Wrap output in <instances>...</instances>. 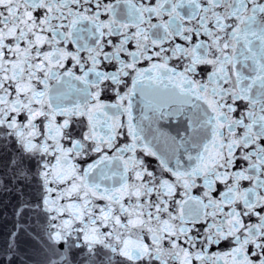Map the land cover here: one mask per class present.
Segmentation results:
<instances>
[{"label":"snow or ice","instance_id":"snow-or-ice-1","mask_svg":"<svg viewBox=\"0 0 264 264\" xmlns=\"http://www.w3.org/2000/svg\"><path fill=\"white\" fill-rule=\"evenodd\" d=\"M0 264H264V0H0Z\"/></svg>","mask_w":264,"mask_h":264}]
</instances>
